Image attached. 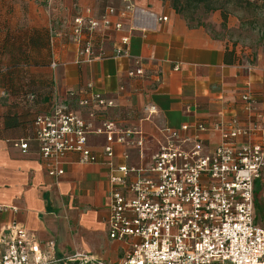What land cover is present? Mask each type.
<instances>
[{
  "label": "crops",
  "instance_id": "1",
  "mask_svg": "<svg viewBox=\"0 0 264 264\" xmlns=\"http://www.w3.org/2000/svg\"><path fill=\"white\" fill-rule=\"evenodd\" d=\"M131 4L136 9L132 18H111L122 22L125 32L103 31L109 35L105 51L111 54L120 37L134 28L129 55L78 64L69 32L77 7L100 18L105 7L126 9ZM170 6L160 0H0V206L17 209L0 211V231L20 224L44 245L54 240L63 255L103 246L106 257L88 251L90 256L119 263L122 246L110 241L106 226L108 143L98 131L108 123L121 131H140L142 149L116 145L115 150L119 163L141 167L160 149L166 127L189 126L186 135L194 137L199 124L214 126L234 116L245 120L241 96L247 91L258 97V110L264 112V57L250 60L248 52L230 40L236 22L231 17L224 22L218 13L211 20L216 30H211L192 25ZM163 17L168 21L159 19ZM225 26L230 32L225 33ZM52 31L59 32L53 45ZM136 61L151 78L128 76ZM98 93L113 107L100 106L94 100ZM29 94L37 100L27 99ZM56 97L90 124L88 146L99 162L81 164L80 154L70 153L61 162L65 174L51 178L34 140V122L51 113ZM149 105L157 114L149 115ZM200 139L206 151L222 141L214 131L201 133ZM19 140L28 141L26 152L14 146Z\"/></svg>",
  "mask_w": 264,
  "mask_h": 264
},
{
  "label": "built area",
  "instance_id": "2",
  "mask_svg": "<svg viewBox=\"0 0 264 264\" xmlns=\"http://www.w3.org/2000/svg\"><path fill=\"white\" fill-rule=\"evenodd\" d=\"M135 13L132 4L126 9L108 6L96 18L90 9L77 7L69 32L77 46L78 64L128 56L134 28L120 37L111 54L104 44L107 32H125L124 24L111 18L129 14L132 18ZM159 19L168 21L167 17ZM57 33L52 34V45ZM51 66L56 68V61ZM128 76L151 78L141 61H136ZM94 100L113 107L99 93ZM241 102L247 112L245 120L234 116L214 126L199 124L194 137L186 135L189 126L164 128V142L146 166L119 163L115 150L116 145L142 149L145 140L140 131H121L115 123L98 131L108 143L104 165L111 189L106 226L110 241L122 246L119 263L85 252L58 254L54 240L44 245L14 224L0 231V264H264V112H259L258 97L251 91L241 96ZM147 111L149 115L158 112L154 105ZM37 118L34 140L51 178L65 174L61 162L67 154H80L81 164L99 162L88 146L90 124L69 104L56 97L51 113ZM208 131L219 133L222 140L212 151H206L200 139ZM14 146L23 152L29 148L26 140ZM8 209L17 210L0 206V211Z\"/></svg>",
  "mask_w": 264,
  "mask_h": 264
},
{
  "label": "rangeland",
  "instance_id": "3",
  "mask_svg": "<svg viewBox=\"0 0 264 264\" xmlns=\"http://www.w3.org/2000/svg\"><path fill=\"white\" fill-rule=\"evenodd\" d=\"M160 1L171 5L170 7L177 12L181 11L182 16L192 25H204L211 30H216V26L211 23L212 18L218 13L221 16L227 14L236 22V28H232L236 29L235 31L232 30L234 38H230V40L238 42L242 51L248 52V59L254 60L257 55L264 57V0H205L202 4L192 3V5L187 0ZM174 4L177 5L176 9ZM228 31L230 32L225 26V33ZM93 248L86 247L83 249L84 251H81L89 256L91 253L88 251H91L94 252L93 254H97L98 258L106 257L103 246L94 248L95 251ZM109 257V260L113 259L112 255Z\"/></svg>",
  "mask_w": 264,
  "mask_h": 264
},
{
  "label": "trees",
  "instance_id": "4",
  "mask_svg": "<svg viewBox=\"0 0 264 264\" xmlns=\"http://www.w3.org/2000/svg\"><path fill=\"white\" fill-rule=\"evenodd\" d=\"M187 2L190 4V5H192V3L193 4H202V3H204L205 2V0H187ZM175 5V4H174ZM175 7V9L177 8V5H175L174 6ZM177 12V11H176ZM178 13L180 14V15H182L181 14V11H178ZM223 20H224V22H226L227 21V18H228V16H227V14H223ZM190 22V21H189ZM52 33H53V31H52ZM50 43H51V45H52V35H51V38H50ZM31 96H33L34 97V99H30V97ZM27 99H29V100H31V101H36L37 100V97L35 96V95H31V94H29L28 96H27ZM38 119V118H37Z\"/></svg>",
  "mask_w": 264,
  "mask_h": 264
}]
</instances>
